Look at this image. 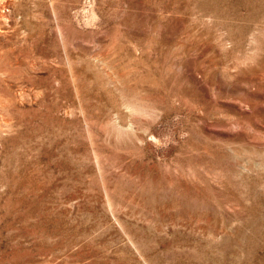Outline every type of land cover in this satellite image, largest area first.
Instances as JSON below:
<instances>
[{"label": "rangeland", "instance_id": "1", "mask_svg": "<svg viewBox=\"0 0 264 264\" xmlns=\"http://www.w3.org/2000/svg\"><path fill=\"white\" fill-rule=\"evenodd\" d=\"M0 264H264V0H0Z\"/></svg>", "mask_w": 264, "mask_h": 264}]
</instances>
